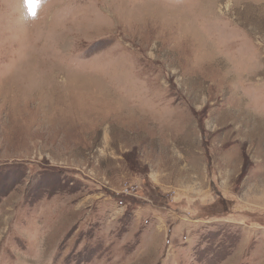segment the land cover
Returning a JSON list of instances; mask_svg holds the SVG:
<instances>
[{
    "label": "rangeland",
    "instance_id": "374dc122",
    "mask_svg": "<svg viewBox=\"0 0 264 264\" xmlns=\"http://www.w3.org/2000/svg\"><path fill=\"white\" fill-rule=\"evenodd\" d=\"M0 264H264V0H0Z\"/></svg>",
    "mask_w": 264,
    "mask_h": 264
},
{
    "label": "snow or ice",
    "instance_id": "6c2138e0",
    "mask_svg": "<svg viewBox=\"0 0 264 264\" xmlns=\"http://www.w3.org/2000/svg\"><path fill=\"white\" fill-rule=\"evenodd\" d=\"M29 10L32 14H35L36 0H26Z\"/></svg>",
    "mask_w": 264,
    "mask_h": 264
},
{
    "label": "crops",
    "instance_id": "0c3cea01",
    "mask_svg": "<svg viewBox=\"0 0 264 264\" xmlns=\"http://www.w3.org/2000/svg\"><path fill=\"white\" fill-rule=\"evenodd\" d=\"M171 191H169L168 193H170ZM167 208V207H166ZM142 209H144L145 211H144V213H147V211H148V208L147 207H144V208H142ZM168 209V208H167Z\"/></svg>",
    "mask_w": 264,
    "mask_h": 264
}]
</instances>
